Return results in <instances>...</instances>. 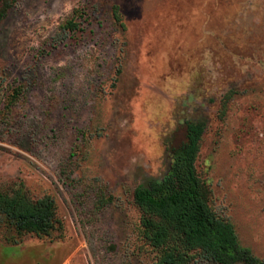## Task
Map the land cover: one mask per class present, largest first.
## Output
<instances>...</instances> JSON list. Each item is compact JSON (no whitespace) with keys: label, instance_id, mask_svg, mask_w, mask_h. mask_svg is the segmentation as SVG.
Segmentation results:
<instances>
[{"label":"rangeland","instance_id":"obj_1","mask_svg":"<svg viewBox=\"0 0 264 264\" xmlns=\"http://www.w3.org/2000/svg\"><path fill=\"white\" fill-rule=\"evenodd\" d=\"M191 123L209 206L264 264V0H14L0 194L51 197L58 227L19 235L0 215V264H153L133 194Z\"/></svg>","mask_w":264,"mask_h":264},{"label":"trees","instance_id":"obj_2","mask_svg":"<svg viewBox=\"0 0 264 264\" xmlns=\"http://www.w3.org/2000/svg\"><path fill=\"white\" fill-rule=\"evenodd\" d=\"M14 0H3L0 21ZM119 21L117 7H112ZM73 20L65 23L74 29ZM204 126L188 124L185 140L172 152L166 174L148 185L138 186L133 194L140 210L144 239L155 253L153 264H263L242 247L232 223L215 214L208 204L206 186L196 171ZM0 215L19 235L50 237L58 227L56 205L49 196L31 200L24 195L0 194Z\"/></svg>","mask_w":264,"mask_h":264}]
</instances>
